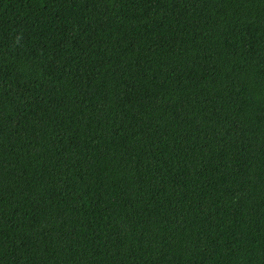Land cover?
I'll return each instance as SVG.
<instances>
[{
	"label": "trees",
	"instance_id": "obj_1",
	"mask_svg": "<svg viewBox=\"0 0 264 264\" xmlns=\"http://www.w3.org/2000/svg\"><path fill=\"white\" fill-rule=\"evenodd\" d=\"M0 264H264V0H0Z\"/></svg>",
	"mask_w": 264,
	"mask_h": 264
}]
</instances>
